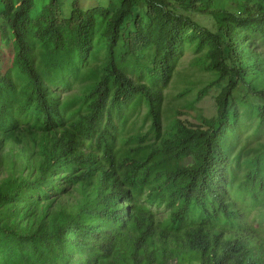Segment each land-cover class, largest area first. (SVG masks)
<instances>
[{"label":"trees","instance_id":"16d2710c","mask_svg":"<svg viewBox=\"0 0 264 264\" xmlns=\"http://www.w3.org/2000/svg\"><path fill=\"white\" fill-rule=\"evenodd\" d=\"M106 1L0 0L14 49L0 62V264H264L247 210L264 202V145L236 152V84L200 127L180 111L163 132L188 31L208 33L175 6L217 20V62L264 102V0H145L144 14L138 0ZM150 50L153 67L139 66ZM143 101L149 133L124 138L125 110ZM255 115L264 126V107Z\"/></svg>","mask_w":264,"mask_h":264},{"label":"rangeland","instance_id":"374dc122","mask_svg":"<svg viewBox=\"0 0 264 264\" xmlns=\"http://www.w3.org/2000/svg\"><path fill=\"white\" fill-rule=\"evenodd\" d=\"M62 1L68 5H71L72 2V0ZM97 2L104 6L108 4L106 0H84V5L87 7L95 6ZM138 2V13H147L145 0H138ZM175 7L173 10L177 14L188 16L193 22L200 24L202 28L208 30V33L194 35L192 30L188 31L187 35L192 36L188 39V42L184 43L182 54L171 72L168 85L163 89V132L169 130L174 116L180 111L183 112V115H180L181 118L189 122L190 127L191 123L195 127H200L204 119L203 117H213L216 113L217 104L215 98L217 95L222 90L231 87V83H233L236 84V88L232 91L230 107L237 110L235 112L238 113L240 120L237 125L238 132L236 137H238V149L236 152L245 149L246 153H251L249 150L252 148H259L261 144L264 145V126L260 118L255 115L257 110L262 111L264 102L252 97L249 91L246 90V86L235 80L236 75L227 73L225 75V71L217 62L216 39L213 37L219 30L217 20L210 15L200 14L186 6L177 5ZM248 32L252 35L255 45L258 42L257 32H255L254 36L252 30ZM11 38V32L7 29L0 31V62L3 65V69L4 67L6 69L10 68L12 65L14 49L7 44L11 41ZM244 44H247V39ZM134 60L139 66L152 68L156 60V51L150 50L144 55L140 54ZM215 79H217V83L214 90L199 98L202 88ZM133 109L134 106L130 105L129 110H125L129 114L130 112L134 113L129 118L127 127L124 129V138L134 135H147L152 127V121L147 117L149 111L148 103L143 101L135 111ZM166 135L167 133H163L162 138ZM246 157V155L243 156L242 163ZM189 163H191L190 159L179 162L182 165ZM245 171V167L242 166L241 172ZM1 175L4 176L3 171ZM145 201L148 202L147 198ZM151 206L154 207V210L161 217L169 213L168 208L165 206L158 207L155 204ZM247 210H249L250 217L257 226L260 227L262 225L264 233V202L261 205L258 204V206L251 205ZM3 239L4 235H0V246L4 244L2 243ZM164 264H178V262L177 260H173ZM191 264L198 263L194 262Z\"/></svg>","mask_w":264,"mask_h":264}]
</instances>
